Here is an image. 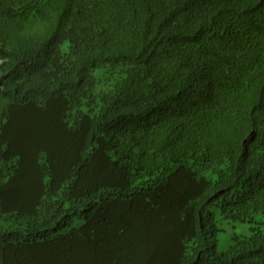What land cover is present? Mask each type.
Returning <instances> with one entry per match:
<instances>
[{
  "label": "trees",
  "instance_id": "trees-1",
  "mask_svg": "<svg viewBox=\"0 0 264 264\" xmlns=\"http://www.w3.org/2000/svg\"><path fill=\"white\" fill-rule=\"evenodd\" d=\"M259 213L264 0H0V264H264Z\"/></svg>",
  "mask_w": 264,
  "mask_h": 264
},
{
  "label": "rangeland",
  "instance_id": "rangeland-1",
  "mask_svg": "<svg viewBox=\"0 0 264 264\" xmlns=\"http://www.w3.org/2000/svg\"><path fill=\"white\" fill-rule=\"evenodd\" d=\"M255 219V221L245 222L231 219L224 220L222 225L223 229L218 234V251H226L236 236L249 235L253 232V229L258 226L264 229V224L261 223L262 220H264L263 215L259 213L256 215Z\"/></svg>",
  "mask_w": 264,
  "mask_h": 264
}]
</instances>
